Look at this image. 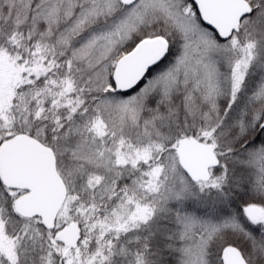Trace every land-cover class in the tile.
I'll use <instances>...</instances> for the list:
<instances>
[{"label": "snow or ice", "instance_id": "snow-or-ice-1", "mask_svg": "<svg viewBox=\"0 0 264 264\" xmlns=\"http://www.w3.org/2000/svg\"><path fill=\"white\" fill-rule=\"evenodd\" d=\"M0 264H264V0H0Z\"/></svg>", "mask_w": 264, "mask_h": 264}]
</instances>
